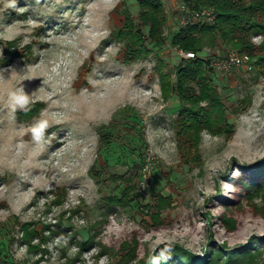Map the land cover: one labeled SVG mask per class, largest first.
I'll return each instance as SVG.
<instances>
[{
    "label": "rangeland",
    "instance_id": "rangeland-1",
    "mask_svg": "<svg viewBox=\"0 0 264 264\" xmlns=\"http://www.w3.org/2000/svg\"><path fill=\"white\" fill-rule=\"evenodd\" d=\"M157 1L0 0V264H161L174 249L221 259L257 245L264 260V188L250 190L264 182V68H213L226 124L207 130L200 102L195 133L171 88L185 0ZM228 50L217 40L197 57Z\"/></svg>",
    "mask_w": 264,
    "mask_h": 264
},
{
    "label": "trees",
    "instance_id": "trees-1",
    "mask_svg": "<svg viewBox=\"0 0 264 264\" xmlns=\"http://www.w3.org/2000/svg\"><path fill=\"white\" fill-rule=\"evenodd\" d=\"M137 1L143 11L149 9L157 11L160 9V3L157 0ZM185 2L192 9L209 7L214 10V21L211 24L197 23L179 27L170 39V45L196 55L194 59L180 61L182 64H179V62L176 65L175 83L171 88L176 91L183 103L188 102L191 105L188 108L184 107L182 110H185L186 114L189 115L190 127L195 130V133H198L199 127L196 123V110L194 108L200 102H205L207 106L203 111V115L207 119V122H205L207 130H213L214 124L219 129L221 128L219 126L226 123L219 95L216 94L214 87L211 85L213 70L211 61L198 58L197 52L206 48H213L217 40H220L229 49L239 53L244 52L253 64L255 61V64H261L264 68V47H262L264 44L255 46L250 43L252 37L260 36L264 38V0H185ZM8 44L15 43L9 42ZM7 55L4 56H15ZM191 85L199 87L198 94L188 92L191 91ZM30 108L35 109L37 113L40 106L33 104L26 109ZM17 114V117L23 116V110L17 112ZM262 188H264V182L261 181L257 185H253L250 190L259 192ZM122 198L123 195L118 197L119 200H122ZM25 233H27L26 229ZM262 240H264V237H262ZM260 246L257 245L252 249L243 247L232 251H224L221 259L218 253L215 257L211 254L204 259H199L187 251L174 249L172 259L163 258L160 262L161 264H264V260H261ZM42 251L46 252L44 248Z\"/></svg>",
    "mask_w": 264,
    "mask_h": 264
},
{
    "label": "built area",
    "instance_id": "built-area-1",
    "mask_svg": "<svg viewBox=\"0 0 264 264\" xmlns=\"http://www.w3.org/2000/svg\"><path fill=\"white\" fill-rule=\"evenodd\" d=\"M178 24L179 27H185L192 24H211L214 21V10L209 7H201L199 9L190 8L186 2H182L178 8ZM183 59H194L196 55L192 52H180ZM211 66L223 75H230L233 70L244 68L250 71L253 68L249 56L245 53H239L235 50H228L222 61L211 62Z\"/></svg>",
    "mask_w": 264,
    "mask_h": 264
},
{
    "label": "bare ground",
    "instance_id": "bare-ground-1",
    "mask_svg": "<svg viewBox=\"0 0 264 264\" xmlns=\"http://www.w3.org/2000/svg\"><path fill=\"white\" fill-rule=\"evenodd\" d=\"M85 44V43H84ZM83 44V45H84ZM3 60H5V58L3 59ZM39 66H41V65H39ZM46 65H45V67L43 66L42 68L40 67V68H38V70H34L33 71V69H32V75H31V78L29 79V83H28V90H29V93H30V90H32V91H34V90H36L35 88L37 87L36 85H38L39 83V81H41L42 79H43V76H44V73L46 72ZM26 81V80H25ZM15 82V81H14ZM21 83V82H20ZM19 83V84H20ZM12 86H14V84L12 85ZM17 86V85H16ZM13 88L14 87H11V91L13 90ZM10 91V92H11ZM9 93V92H8ZM37 105V106H40V108H41V106H43V103H41V102H35V103H32L31 105Z\"/></svg>",
    "mask_w": 264,
    "mask_h": 264
},
{
    "label": "snow or ice",
    "instance_id": "snow-or-ice-1",
    "mask_svg": "<svg viewBox=\"0 0 264 264\" xmlns=\"http://www.w3.org/2000/svg\"><path fill=\"white\" fill-rule=\"evenodd\" d=\"M23 101V98H21V102Z\"/></svg>",
    "mask_w": 264,
    "mask_h": 264
}]
</instances>
